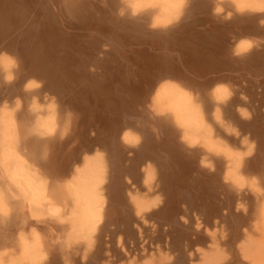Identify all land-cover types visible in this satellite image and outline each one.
Wrapping results in <instances>:
<instances>
[{
	"label": "bare ground",
	"instance_id": "bare-ground-1",
	"mask_svg": "<svg viewBox=\"0 0 264 264\" xmlns=\"http://www.w3.org/2000/svg\"><path fill=\"white\" fill-rule=\"evenodd\" d=\"M197 258L264 264V0H0V264Z\"/></svg>",
	"mask_w": 264,
	"mask_h": 264
},
{
	"label": "rangeland",
	"instance_id": "rangeland-1",
	"mask_svg": "<svg viewBox=\"0 0 264 264\" xmlns=\"http://www.w3.org/2000/svg\"><path fill=\"white\" fill-rule=\"evenodd\" d=\"M187 218L192 221L193 220V216L192 215H188ZM223 229L222 227L219 228L218 230V237L224 242L225 239H224V236L223 235H227V233L223 234L222 233ZM221 234V235H220ZM156 235V236H155ZM222 236V237H221ZM155 237H157V233H156V230L154 228H152V225L151 224H148V226L146 225V230L144 232V239H143V243L138 245V246H132V248L135 249V252L134 254L135 255H138V254H143L144 252L142 251L143 250V245H146V246H151V252H156L154 250V248L152 247L153 245V242L156 241ZM154 238V239H153ZM224 239V240H223ZM153 248V249H152ZM141 252V253H140ZM158 257H160V255H158ZM196 264H200V260H196Z\"/></svg>",
	"mask_w": 264,
	"mask_h": 264
}]
</instances>
